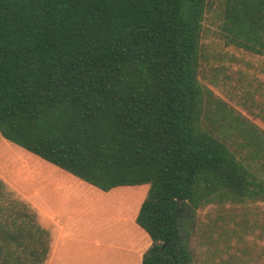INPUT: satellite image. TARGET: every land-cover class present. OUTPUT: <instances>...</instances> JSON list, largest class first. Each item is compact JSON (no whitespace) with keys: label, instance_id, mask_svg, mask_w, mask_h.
Masks as SVG:
<instances>
[{"label":"trees","instance_id":"16d2710c","mask_svg":"<svg viewBox=\"0 0 264 264\" xmlns=\"http://www.w3.org/2000/svg\"><path fill=\"white\" fill-rule=\"evenodd\" d=\"M208 4L0 0V135L104 192L148 185L142 264H192L202 206L264 201V178L237 153L264 133L236 131L234 152L202 124ZM221 14L227 45L264 56V0H222ZM50 250L37 214L0 204V264H45Z\"/></svg>","mask_w":264,"mask_h":264},{"label":"rangeland","instance_id":"374dc122","mask_svg":"<svg viewBox=\"0 0 264 264\" xmlns=\"http://www.w3.org/2000/svg\"><path fill=\"white\" fill-rule=\"evenodd\" d=\"M221 5L222 0H209L203 23L200 84L206 94V112L202 124L209 130L216 129L215 133L237 152L236 131L264 127V59L226 44ZM237 153L239 158L244 154ZM55 169L70 175L0 135V204L22 203L28 207V185ZM95 189L101 194L97 200L89 204L85 198L82 205L75 204L70 216L60 223L55 263L111 264L129 259L135 264L140 251L145 249L142 258L152 246V240L141 228L143 235L136 236L130 221L129 225L124 223L130 219L124 210L129 201L133 203L148 193L149 186L118 188L124 192L120 196ZM211 205L209 209L202 206L188 225L192 264H260L255 242L260 233L257 218L264 215V203L217 199ZM128 227L133 233L130 236Z\"/></svg>","mask_w":264,"mask_h":264},{"label":"crops","instance_id":"0c3cea01","mask_svg":"<svg viewBox=\"0 0 264 264\" xmlns=\"http://www.w3.org/2000/svg\"><path fill=\"white\" fill-rule=\"evenodd\" d=\"M257 57H261L262 59H264V56ZM257 128L259 129V133H264V127L261 128L258 126ZM243 144L244 143L240 142V144L238 145L239 147H241L243 146ZM241 153L244 154L240 156V160L251 170H253V172H255L256 174L257 172H259L261 174L260 177L264 178V140L262 139L261 142H255L254 147L252 148L250 153L246 150H242ZM70 175L64 174L59 170L55 169V172L50 173L49 175L42 176L41 179L39 176V178L36 179V182L32 186L31 184L28 185L29 191L26 195L27 203L29 205L28 207L32 210V212L37 213L39 224L51 234V250L48 260L45 264H61L55 263L57 253L56 245L59 238L60 230L62 229L60 223L64 218H68V216H70L74 205H82V203H84L85 198L88 200L87 203L90 204L92 203V200L95 201L101 196L98 190L95 189L96 187L94 188V186H91L89 184L88 187L86 185L87 183L83 182L80 179L79 182ZM118 188L112 189L107 193L118 196L123 195L124 192L117 191ZM146 194L147 191L144 192V195H142V197L133 201V203L129 201V203L127 204L128 206L125 205L127 207L124 210V215L130 219L125 220L124 223L128 224V222L130 221L132 230L138 234H136V236H140L142 234V232L139 230L140 227L136 223V219L139 214L142 203L145 200L144 198H146L144 197L146 196ZM129 200L131 199L129 198ZM258 202H261L262 204L264 203V201ZM211 206L212 205H208L207 208L209 209L211 208ZM84 207L86 208V206ZM262 207V211H264V206ZM257 225L259 226L258 229L260 233L256 234L255 248L257 251L258 262H260V264H264V215L258 216ZM127 229L128 230H126V233H128L129 236L132 235L133 233L131 232L129 227ZM150 247L151 245L147 247V250ZM144 251L145 249L140 251V257L137 261H135V264H142L143 257L141 258V254ZM254 252L255 250L252 251V254H254ZM216 261L218 262V260ZM110 263L132 264L129 259H123L122 261H110Z\"/></svg>","mask_w":264,"mask_h":264}]
</instances>
